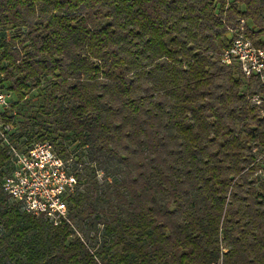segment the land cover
Returning <instances> with one entry per match:
<instances>
[{
  "label": "trees",
  "instance_id": "trees-1",
  "mask_svg": "<svg viewBox=\"0 0 264 264\" xmlns=\"http://www.w3.org/2000/svg\"><path fill=\"white\" fill-rule=\"evenodd\" d=\"M242 20L264 49V0H0L1 118L78 180L58 225L28 214L0 142V264H264V106L220 60Z\"/></svg>",
  "mask_w": 264,
  "mask_h": 264
},
{
  "label": "built area",
  "instance_id": "built-area-1",
  "mask_svg": "<svg viewBox=\"0 0 264 264\" xmlns=\"http://www.w3.org/2000/svg\"><path fill=\"white\" fill-rule=\"evenodd\" d=\"M245 29L246 21L242 20L236 30L229 31L232 46L222 51L220 60L225 65L236 63L244 78L254 81L257 88L248 99L253 106L261 107L264 106V49L245 35ZM13 104V94L0 84V142L8 151L10 168L3 181L4 190L28 214L58 225L67 217V198L78 186L77 177L70 169L71 160L61 158L48 141L29 146L15 142L11 125L1 118V113L8 111L16 114ZM257 151H253L254 176L259 185L264 184V152L258 155Z\"/></svg>",
  "mask_w": 264,
  "mask_h": 264
},
{
  "label": "rangeland",
  "instance_id": "rangeland-1",
  "mask_svg": "<svg viewBox=\"0 0 264 264\" xmlns=\"http://www.w3.org/2000/svg\"><path fill=\"white\" fill-rule=\"evenodd\" d=\"M234 64H236V63H234ZM247 81V80H246ZM248 82V81H247ZM256 85H255V83L253 82L252 83V85H251V90H249L248 91V93H252V91H254V90H256ZM36 94V92H33V95H35ZM32 94L30 95V97H32L33 96ZM253 151H257V150H253ZM258 155H261L260 153H257ZM74 156V155H73ZM74 159H75V156H74ZM80 162H84L83 164L84 165H87L88 164V162H87V159H83V161H80ZM110 173V172H109ZM99 177H102V173L100 172L99 173V175H98Z\"/></svg>",
  "mask_w": 264,
  "mask_h": 264
}]
</instances>
